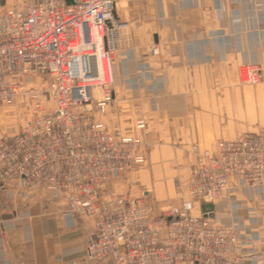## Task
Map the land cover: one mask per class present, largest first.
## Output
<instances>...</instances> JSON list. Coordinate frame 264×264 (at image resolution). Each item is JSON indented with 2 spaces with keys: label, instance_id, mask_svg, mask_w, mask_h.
<instances>
[{
  "label": "built area",
  "instance_id": "built-area-1",
  "mask_svg": "<svg viewBox=\"0 0 264 264\" xmlns=\"http://www.w3.org/2000/svg\"><path fill=\"white\" fill-rule=\"evenodd\" d=\"M114 5L31 0L0 12V107L30 95L42 111L24 119L12 137H0V179L66 193L70 211L92 220L85 249L97 264H238L233 227L191 215L190 201L162 210L160 225L146 198L101 195L106 183L143 162L137 138L110 132L98 120L113 100L120 41ZM150 53H157L153 44ZM36 76L48 81L45 87L25 88ZM239 79L264 83V72L242 65ZM201 157L186 183L194 201L218 199L232 177L264 186V129L218 140L215 154Z\"/></svg>",
  "mask_w": 264,
  "mask_h": 264
},
{
  "label": "crops",
  "instance_id": "crops-1",
  "mask_svg": "<svg viewBox=\"0 0 264 264\" xmlns=\"http://www.w3.org/2000/svg\"><path fill=\"white\" fill-rule=\"evenodd\" d=\"M130 1L117 0L113 13L125 31L112 65L117 112L134 123L160 119L166 136L176 135L183 147L213 149L220 137L242 130L236 118L246 113L243 97L227 71L264 65V0H139L150 13L140 15L137 29L117 8ZM227 91L228 103L217 106ZM228 112L231 127L214 120ZM211 216L233 227L238 264H264V186L246 187L232 177L212 202ZM0 221V264H97L86 258L84 247L92 220L70 212L61 194L9 184L0 189Z\"/></svg>",
  "mask_w": 264,
  "mask_h": 264
},
{
  "label": "rangeland",
  "instance_id": "rangeland-1",
  "mask_svg": "<svg viewBox=\"0 0 264 264\" xmlns=\"http://www.w3.org/2000/svg\"><path fill=\"white\" fill-rule=\"evenodd\" d=\"M29 1L31 0H0V12L14 4H22ZM116 1L117 0H114V3ZM132 1L133 5L131 6H122V4L119 3L117 5V8L120 11L119 15L129 14L131 16V28L137 29V27L140 26V24H142V21L144 20L143 18H141L140 15H142L143 13L149 14L150 11L148 10L147 6L143 3L141 4L139 0H131L130 2L132 3ZM121 17L122 19L124 18V16ZM114 19L117 21L120 28V41L118 43L119 46L122 39V33H124L125 31L121 30V21H119V19H117L115 16ZM152 44H150V46ZM242 65H253L260 69L262 72H264V65L257 64H240L233 71H227V79L230 80V83H234V86L238 88V91L240 90L236 93H241L243 97L242 106L243 109L246 111V113H242L241 116H238L236 118L238 120V123L242 124V130L235 131V133L229 135V138L227 137L228 139L233 138L239 133L257 132L264 129V83L242 84L239 79V69ZM47 83L48 81L46 79H42L41 77L36 76L33 79V83L26 85L25 88L31 89L32 85H37L38 87H45ZM113 85L114 77L113 83L111 85L112 93ZM227 87L229 90L231 89L229 86ZM214 88H217V91L223 90L222 87H219L217 85H215ZM228 97L229 91H227L226 100L218 101L216 105L220 106L224 105V103H228ZM42 102L44 106L47 105L46 100L42 99ZM33 105L34 101L31 100L30 95H18L12 104L0 107V137H12L17 133L19 126L24 119L29 118L34 114L42 113V111L36 110ZM116 105L117 102L114 101L113 96L112 103L109 105L105 113L98 116V120L110 132L119 131L123 135H128L137 138L140 141L139 151L143 155V162L140 164L133 165L118 179L106 183L100 191L101 195L103 197L111 195H130L132 197H144L154 208V215L156 217V221L160 220V218H158V215H160L162 210L166 209L169 206L181 207L183 201L186 200L192 203V210L190 212L191 215L196 216L200 214L201 216H203L201 205L205 203L194 201L189 197L186 188V183L191 169L194 166L203 163V158L201 157L203 155V152L207 151L210 153V155L215 154L216 142L221 139L227 140V138L220 137V139L216 140L213 149L209 148V144H207L205 148L199 147L196 144H190L186 147H183L180 146L177 142H175V140L177 141L176 135H174L175 139H172L170 135L166 136V130L168 129V127L163 126V122L160 121V119L151 116L152 118H140V120H138L136 123H134V121L130 122L129 119L124 118L122 113L117 112ZM200 120H202L200 121L202 123L203 119ZM214 120L219 122L221 126L223 124H228V126L231 127L232 117L230 116L229 112L228 115H220L219 117L214 118ZM138 122H142V128L137 127ZM238 180L243 186L246 187H260L247 186L242 183L240 179ZM14 182L15 179L8 180L5 182H2L0 179V189L6 191L8 189L9 184H11L15 189H41L46 190L50 193L61 194L64 196L68 205V210L70 211V206L67 200L66 193L54 192L44 187L29 188L23 185L15 187ZM228 188L229 185L227 189ZM227 189L219 198L224 195ZM208 203L212 204V202ZM72 213L85 214L84 212ZM203 217L208 218L209 225L211 226L229 225L217 224L216 222H214V220H212L211 214ZM159 224L163 225V223L160 221ZM92 232L93 226L92 231L87 235V237L91 235ZM86 258L88 259L87 252Z\"/></svg>",
  "mask_w": 264,
  "mask_h": 264
},
{
  "label": "water",
  "instance_id": "water-1",
  "mask_svg": "<svg viewBox=\"0 0 264 264\" xmlns=\"http://www.w3.org/2000/svg\"><path fill=\"white\" fill-rule=\"evenodd\" d=\"M201 210L203 213V216H207L211 214L212 211V204L211 203H205L201 205Z\"/></svg>",
  "mask_w": 264,
  "mask_h": 264
},
{
  "label": "bare ground",
  "instance_id": "bare-ground-1",
  "mask_svg": "<svg viewBox=\"0 0 264 264\" xmlns=\"http://www.w3.org/2000/svg\"><path fill=\"white\" fill-rule=\"evenodd\" d=\"M113 13H114V10H113ZM114 15V14H113Z\"/></svg>",
  "mask_w": 264,
  "mask_h": 264
}]
</instances>
